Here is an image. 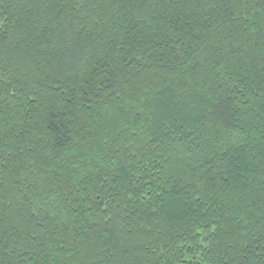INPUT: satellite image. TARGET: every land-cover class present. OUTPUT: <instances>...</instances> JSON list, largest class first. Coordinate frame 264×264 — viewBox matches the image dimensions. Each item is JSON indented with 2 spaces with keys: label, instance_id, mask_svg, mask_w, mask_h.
<instances>
[{
  "label": "trees",
  "instance_id": "obj_1",
  "mask_svg": "<svg viewBox=\"0 0 264 264\" xmlns=\"http://www.w3.org/2000/svg\"><path fill=\"white\" fill-rule=\"evenodd\" d=\"M0 264H264V0H0Z\"/></svg>",
  "mask_w": 264,
  "mask_h": 264
}]
</instances>
